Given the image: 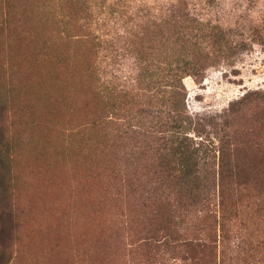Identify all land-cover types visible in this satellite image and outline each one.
I'll return each mask as SVG.
<instances>
[{"label": "rangeland", "instance_id": "obj_1", "mask_svg": "<svg viewBox=\"0 0 264 264\" xmlns=\"http://www.w3.org/2000/svg\"><path fill=\"white\" fill-rule=\"evenodd\" d=\"M182 141L254 205L264 0H0V264H192L140 243Z\"/></svg>", "mask_w": 264, "mask_h": 264}, {"label": "trees", "instance_id": "obj_2", "mask_svg": "<svg viewBox=\"0 0 264 264\" xmlns=\"http://www.w3.org/2000/svg\"><path fill=\"white\" fill-rule=\"evenodd\" d=\"M175 153L179 168L163 174L171 184L155 189L154 199L143 203L148 221L140 243L149 260L175 252L192 264H264V185L256 189L254 205L243 208L229 186L230 179L243 175L223 164L218 201L212 203L214 192L202 184L194 151L182 141Z\"/></svg>", "mask_w": 264, "mask_h": 264}]
</instances>
